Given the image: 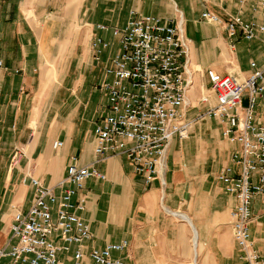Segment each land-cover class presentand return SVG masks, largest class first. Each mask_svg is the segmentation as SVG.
Instances as JSON below:
<instances>
[{
    "label": "crops",
    "instance_id": "crops-1",
    "mask_svg": "<svg viewBox=\"0 0 264 264\" xmlns=\"http://www.w3.org/2000/svg\"><path fill=\"white\" fill-rule=\"evenodd\" d=\"M207 10L264 25V0H0V249L9 247L16 209L30 207L31 178L59 194L72 186L64 179L75 157L106 175L87 179L74 196L84 199L79 214L92 230L86 249L127 240V251L114 254L135 264H169L170 255L177 260L181 253L185 264H242L231 228L236 199L218 177L238 145L224 137L225 119L206 114L217 103L207 70L242 79L252 72V61L264 69V31L231 40L223 26L202 18ZM133 13L167 21L181 13L197 68L186 108L191 135L171 141L162 174L150 184L125 155L95 152L94 127L107 103L100 85L110 79L104 65L119 51L111 29ZM94 35L110 42L101 62L94 58ZM203 93L209 102L201 101ZM260 101L264 108V95ZM36 120L39 135L32 141ZM55 141L62 146L55 148ZM17 149L22 161L13 167ZM252 212L253 244L264 255L259 196ZM0 264H10L9 258L1 257Z\"/></svg>",
    "mask_w": 264,
    "mask_h": 264
},
{
    "label": "built area",
    "instance_id": "built-area-1",
    "mask_svg": "<svg viewBox=\"0 0 264 264\" xmlns=\"http://www.w3.org/2000/svg\"><path fill=\"white\" fill-rule=\"evenodd\" d=\"M202 18L223 26L228 37L253 39L264 25L246 20L240 14L223 17L204 11ZM107 30L105 24H97ZM118 39L119 51L108 59L104 71L110 79L100 88L107 103L94 127L98 156L123 154L145 184L160 178L167 149L175 138L189 137L193 119L186 116L193 68L183 17L176 21L133 13L127 23L111 29ZM110 42L94 35V58L101 62ZM1 64V61H0ZM252 72L245 78L232 73L207 70L217 103L209 106V117L225 119L223 135L238 147L231 163L223 166L219 179L227 193L234 196L231 228L242 264H264V255L254 246L251 235L252 202L259 196L264 205V69L251 62ZM202 102H209L203 93ZM55 141L54 147L62 146ZM21 151L12 158L16 163ZM89 178L105 179L93 165H80L73 157L65 183L72 186L61 193L39 178H31L32 201L26 211L16 209L9 247L0 249V258L10 264H135L114 253L127 251L129 241L111 242L102 248L86 249L92 238L90 224L79 214L84 199H74Z\"/></svg>",
    "mask_w": 264,
    "mask_h": 264
},
{
    "label": "rangeland",
    "instance_id": "rangeland-1",
    "mask_svg": "<svg viewBox=\"0 0 264 264\" xmlns=\"http://www.w3.org/2000/svg\"><path fill=\"white\" fill-rule=\"evenodd\" d=\"M100 113H101V110H99V112H98L97 114L100 115ZM39 127H40V125H39V123L37 122V120L32 122V124H31V129H30V133H29V138H30L32 141H34V139H36V137L39 135ZM47 128H48V127H47ZM94 134H95V132H94ZM190 135H191V133H190ZM190 135H189V136H190ZM180 140H183V139H180ZM12 158H13V157H11V159H10V164H11L13 167L18 166L19 163L22 161L21 156L18 157V160H17L16 163L12 162ZM190 243H192V242H190ZM192 255H193V253H192ZM176 256L178 257L177 260L174 258V255H170V260H171V261L169 262V264H185V263H183V257L185 256V254L181 253V254H178V255H176ZM181 259H182V260H181Z\"/></svg>",
    "mask_w": 264,
    "mask_h": 264
}]
</instances>
